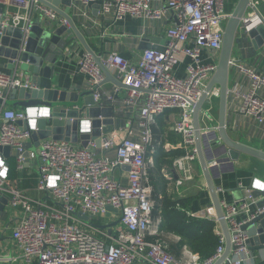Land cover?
Instances as JSON below:
<instances>
[{
    "label": "built area",
    "instance_id": "built-area-1",
    "mask_svg": "<svg viewBox=\"0 0 264 264\" xmlns=\"http://www.w3.org/2000/svg\"><path fill=\"white\" fill-rule=\"evenodd\" d=\"M44 1L0 0V35L6 26L20 27L23 31L21 50H24L36 23L51 29L61 25L71 29L69 20ZM97 1L99 8L95 15L90 3ZM228 1L71 0L68 13L80 22L82 32H99L102 40L126 35L125 31L113 29V25L127 17L143 21L145 28L149 22L167 20L168 24L163 29L164 34L155 37L159 39L155 44L160 47L142 49L137 60L116 49L102 51L100 55L110 71L130 87L123 98L125 106L138 111L136 122L127 120L124 134L119 129H112L102 135L100 145L96 139H91L87 146L48 137L41 140L37 150H32V133L37 129V119L50 116V107L0 105V145L11 147L10 155L14 156L20 171L34 158L40 192L39 197L33 198L11 184L9 163L0 150V197L8 196L6 208L11 212L8 227L14 245V252H0V262L214 264L219 260L226 250L222 230L220 242L210 257L203 258L189 247L183 249L180 257L168 250L167 243L160 237L162 219L153 218L155 201L149 177L153 160L147 157L146 145L152 140L150 127L156 117L167 110L178 109L179 117L173 128L182 135L187 153L178 157L175 165L184 170L188 162L198 158L193 103L203 95L217 68L226 22L231 14L226 9ZM259 4L260 0L250 1L241 20L240 32L249 33L264 22ZM144 36L146 33L140 35V39ZM78 64L80 71L87 74L88 87L96 103L104 106L106 100L115 101V96L104 90L106 75L89 51H84ZM182 64L184 70L180 72ZM231 65H235L250 82L246 89L237 81L229 89V95L231 93L237 100V108L242 114L263 121L264 96L260 91L264 88V71L234 57ZM21 86L31 88L34 84L23 72L9 73L0 69V98L6 99L7 92ZM218 96V87L209 92L208 104L201 112L202 125L214 116ZM18 120L24 122L19 124ZM81 120L79 131L92 132V120ZM136 126L142 128L140 134ZM260 182L264 197V181ZM217 190L220 192L223 188ZM243 199L232 203L221 200L232 242L226 259L230 264H245L252 259L249 234L241 226L264 211V208L252 211L256 199L251 190ZM79 212L87 214L90 221L81 219ZM241 214L245 216L240 219ZM98 218H103L99 224L105 226L93 223Z\"/></svg>",
    "mask_w": 264,
    "mask_h": 264
},
{
    "label": "crops",
    "instance_id": "crops-1",
    "mask_svg": "<svg viewBox=\"0 0 264 264\" xmlns=\"http://www.w3.org/2000/svg\"><path fill=\"white\" fill-rule=\"evenodd\" d=\"M235 4H233V8ZM61 7L65 8L63 4H61ZM259 8L264 13V0H260ZM75 22L79 27L80 22L78 20H75ZM167 24V20L149 22L145 28L143 21L127 17L113 25V29L118 32L125 31L127 32L126 35L110 36L102 40L99 32H92L89 34L83 30V33L96 52H106L110 49H116L128 58L137 60L142 52V40L140 39V35L146 33V36L149 38L162 36L164 34L163 29ZM258 36L263 37V34L259 33ZM63 37L69 41V44L63 49L62 55L58 56L55 66L54 81L59 88L66 89L69 92H75L77 96H79L80 103L85 104L88 97L85 95V92L90 89L88 87L87 74L80 71L78 60L86 49L78 38L75 37L74 33L65 32ZM94 37H98L100 42L96 43ZM12 38H14L13 35ZM233 57L254 64L260 70L264 71V42L260 45L256 44L249 33L239 31ZM0 69L9 73H15L16 71L23 72L11 65L10 59L4 55H0ZM183 70L184 64L179 68L180 72H183ZM23 73L28 76L25 72ZM237 81L242 82L244 88H248L250 82L249 78L238 72L235 65H231L229 88L232 89ZM103 88L116 98L115 101L106 100L104 104V106H111L114 109L115 123L113 124V129H119V132L124 134L127 128V120L131 119L133 122H136L138 120V111H132L130 110L131 108L124 104L123 98L127 93V88H119V86L113 82H105ZM118 88L119 90H117ZM260 93L264 96V88L261 89ZM217 103L218 98L215 100V113L218 109ZM207 104L206 102L204 107ZM9 106L20 108L14 105ZM215 113L214 116L208 118L207 123L203 125L202 134L204 137V147L216 187L223 188V191L219 192L220 199L231 203L239 202L244 200L243 198L248 195L250 190L257 189L262 192L260 180L264 181V161L255 157H248L245 154H242L239 159L231 158L230 156H221L225 153V150L221 147L222 140L220 139L217 128L218 115L215 117ZM178 117V109L167 110L158 115L155 123L151 125L150 129L153 136L151 142L146 145L147 157H151L153 160L149 168L152 166H158L160 168V172L166 183L164 187L165 194L169 201L176 202L178 210L184 213L187 219L197 220L199 218H205L215 221L216 225L214 226V231L219 235V232L222 230L221 225L216 216L215 209L210 206L212 198L206 185L198 158L190 163L188 162L184 170L182 168L179 169L175 165V160L187 153V148L183 144L182 135L173 128L174 122ZM82 118L93 120L92 117L85 114ZM136 127L138 134H140L142 128ZM227 129L234 139L256 148L264 149V120L259 121L254 116L242 114L237 108V100L234 99L231 93L228 102ZM138 137L141 139V135H138ZM6 157L8 163L9 158L15 159L13 155H6ZM34 165V158H31L30 162L26 164L27 168L22 171L18 170L21 172V176L17 181L11 179L10 174L9 179L12 185L25 191L31 197L37 198L40 196V192L37 190L38 175L34 172ZM116 174L119 176L120 172L117 171ZM255 178L258 180H255ZM179 180L182 182H179ZM152 188L153 199L156 205V192L158 190H155L153 185ZM159 195L162 194L159 193ZM255 205L256 201L252 205V211L257 210ZM10 214V209L6 208L0 218V235L5 236V238L0 241V252L3 253L8 251L14 252V245L11 239V228L8 227ZM243 215L244 214L239 215V218L241 219ZM158 217L162 219L160 224V229L162 231L161 237L168 242L173 249L172 251H175L174 255L180 257L183 253V249L189 247L184 244L182 247L178 248V245L183 239L180 232H184V229H163L164 217L162 214L153 212V218L156 220ZM188 225V228H190L194 224ZM192 236L194 237L195 235L192 234ZM252 254V259L245 264H264V248L252 250Z\"/></svg>",
    "mask_w": 264,
    "mask_h": 264
},
{
    "label": "water",
    "instance_id": "water-1",
    "mask_svg": "<svg viewBox=\"0 0 264 264\" xmlns=\"http://www.w3.org/2000/svg\"><path fill=\"white\" fill-rule=\"evenodd\" d=\"M250 1L251 0L236 1L226 22L217 68L203 95L198 101L193 103L198 160L203 171L206 185L211 194L212 202L210 206L215 209L221 229L226 237V250L214 264H222L226 261L232 249V242L219 192L214 182L209 159L204 147V137L202 134L203 125L201 112L208 100L209 92L213 88H219L217 128L220 139L222 140L221 147L225 150V153L221 156H230L231 158L239 159L242 154H245L248 157H255L264 161V149L256 148L234 139L227 129L231 60L233 58L236 39L240 31L241 20L249 7ZM44 2L66 17L70 22L71 29H67L64 25L51 29L40 23H36L32 27V33L27 40L24 50H21L22 29L12 25L5 27L3 34L0 35V55L8 57L11 65L15 66L17 70L25 72L34 84V87L28 88L21 86L11 89L6 93V99L0 98V105H14L25 108L30 105L36 106L46 103L47 106L50 107V116H41L37 119V129L32 133V150H37L41 140L48 137L80 142L83 146H87L91 139H96L97 144L100 145L102 135L113 129V124L115 123L113 107L96 104L91 90L85 92V95L88 97L86 103L82 104L79 101V96H77L75 92H69L66 89L59 88L54 81L55 66L58 56L62 55L63 49L69 44V41L63 37L65 32L72 31L84 48L95 57L97 63L106 75L104 82H113L119 87H130L119 80L102 62L100 56L102 52H96L91 47L82 30L68 13L71 0H45ZM61 4H63L65 8H62ZM90 5L93 7L94 14L97 15L99 1L91 2ZM259 33L263 34V37L258 36ZM249 34L253 37L256 44H262L264 42V22L253 27ZM12 35L14 38H12ZM158 40L159 39L155 37L149 38L145 36L142 40L141 49L160 47L158 44H155ZM33 110L35 111V109ZM84 114L93 118L92 132L79 131V127L82 124L81 119H83L82 117ZM23 122L22 120H18L19 124ZM0 150H3L5 155H10L11 147L9 145H0ZM251 195L256 199V208H264V197L261 196V192L257 189H253ZM7 203L8 196H1L0 218L6 209ZM108 208L111 209L112 206L109 205ZM78 215L81 219L90 221L87 214L79 212ZM117 222L118 220L110 223V226ZM93 223L97 226H105L104 224ZM241 229L249 234L248 244L252 250L264 248V211L257 213L252 219L244 223ZM4 238V235H0V241ZM226 264H230V262L226 261Z\"/></svg>",
    "mask_w": 264,
    "mask_h": 264
},
{
    "label": "trees",
    "instance_id": "trees-1",
    "mask_svg": "<svg viewBox=\"0 0 264 264\" xmlns=\"http://www.w3.org/2000/svg\"><path fill=\"white\" fill-rule=\"evenodd\" d=\"M234 3L235 0H229L227 2L226 9L231 11ZM149 169L151 183L155 187V190H158L156 192L157 204L155 205L153 212L156 214H162L164 217L163 229H184V232H180L183 239L178 245V248L185 244L193 251L198 252L203 258L212 256L220 242V235L214 231L216 222L205 218H199L197 220L187 219L186 215L178 210L176 202L169 201L167 195L165 194L164 187L166 183L160 172V168L158 166H152ZM9 172L11 179H14L15 181H17L21 176V172L18 171L16 161L13 158H9ZM159 193L162 195H159ZM188 224L194 225L191 226L192 228H188ZM192 234L195 236L193 237ZM165 242L168 245V250L172 253L174 252L175 254V251H172L173 249L168 242L166 240Z\"/></svg>",
    "mask_w": 264,
    "mask_h": 264
},
{
    "label": "rangeland",
    "instance_id": "rangeland-1",
    "mask_svg": "<svg viewBox=\"0 0 264 264\" xmlns=\"http://www.w3.org/2000/svg\"><path fill=\"white\" fill-rule=\"evenodd\" d=\"M235 3H236V0H235ZM235 3H234V4H235ZM94 40L96 41V43H97V42H100L98 37H94ZM217 104H218V103H217ZM217 115H218V112L216 111V113H215V117H217ZM94 222H95V223H102V222H103V218H102V219H100V218L95 219ZM0 264H4V263H3V262H0Z\"/></svg>",
    "mask_w": 264,
    "mask_h": 264
},
{
    "label": "bare ground",
    "instance_id": "bare-ground-1",
    "mask_svg": "<svg viewBox=\"0 0 264 264\" xmlns=\"http://www.w3.org/2000/svg\"><path fill=\"white\" fill-rule=\"evenodd\" d=\"M32 112H35L34 110H32Z\"/></svg>",
    "mask_w": 264,
    "mask_h": 264
}]
</instances>
